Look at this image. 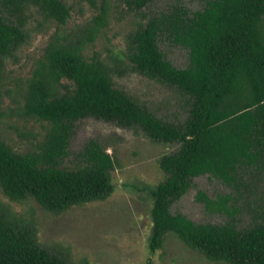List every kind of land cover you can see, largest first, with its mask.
<instances>
[{
    "label": "trees",
    "instance_id": "obj_1",
    "mask_svg": "<svg viewBox=\"0 0 264 264\" xmlns=\"http://www.w3.org/2000/svg\"><path fill=\"white\" fill-rule=\"evenodd\" d=\"M122 1L142 10L155 0ZM202 1L203 9L195 12L179 6L150 18L128 39L131 67L189 100V116L182 124L159 118L115 86L112 66L87 57V47L107 25L106 13L75 38L58 32L34 66L23 105L26 115L47 122L49 130L38 151L19 153L0 140L4 193L13 200L34 198L55 214L105 200L115 190L111 172L116 161L98 141L91 140L81 153L83 166L62 167L76 122L94 117L138 128L154 142L180 146L158 160L166 176L152 191L150 251L163 248L167 235L174 233L212 261L264 264V222L240 229L234 219L197 223L172 211L196 177L209 174L238 187L243 167L264 170V0ZM25 5L38 6L63 25L71 17L64 0H0V68L26 39L24 24L12 20L8 10ZM162 38L188 49L187 67L178 68L166 57ZM200 198L212 209L233 215L225 202L218 204L202 192ZM0 264L72 263L42 247L34 231L0 210Z\"/></svg>",
    "mask_w": 264,
    "mask_h": 264
},
{
    "label": "rangeland",
    "instance_id": "obj_2",
    "mask_svg": "<svg viewBox=\"0 0 264 264\" xmlns=\"http://www.w3.org/2000/svg\"><path fill=\"white\" fill-rule=\"evenodd\" d=\"M71 11L66 24L47 18L36 5L10 7L8 14L24 24L25 41L0 68V140L15 151H38L50 125L24 113L25 92L36 62L50 40L59 32L70 38L82 35L94 19L106 13L107 25L86 49L88 58L99 57L115 70V86L146 105L159 118L176 124L189 116V100L179 90L147 77L131 67L126 58L128 39L150 18L175 7L191 12L203 9L202 0H155L142 10L130 9L122 0H64ZM160 48L178 68L189 63V51L173 39L162 38ZM69 85L71 82L66 81ZM91 140L98 141L114 156L111 172L114 192L105 200L75 205L55 214L34 198L13 200L0 186V210L10 220L34 231L38 242L72 264H226L208 259L201 251L169 233L163 248L149 249L153 231L152 191L165 179L158 160L174 153L178 144L152 141L141 129L87 117L76 122L68 155L62 167L76 169L85 164L81 153ZM239 186H230L212 175L194 178L193 186L172 206L197 223L224 224L232 219L240 228L264 222V170L246 166ZM204 193L212 201L229 206L217 211L201 200Z\"/></svg>",
    "mask_w": 264,
    "mask_h": 264
}]
</instances>
